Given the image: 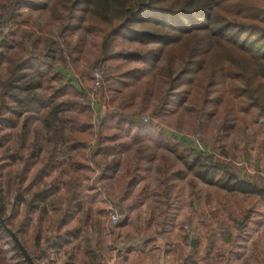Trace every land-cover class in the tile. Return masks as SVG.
<instances>
[{
  "label": "trees",
  "instance_id": "16d2710c",
  "mask_svg": "<svg viewBox=\"0 0 264 264\" xmlns=\"http://www.w3.org/2000/svg\"><path fill=\"white\" fill-rule=\"evenodd\" d=\"M22 8H45L64 22L63 42L68 36L65 32L80 28L98 38L101 49L98 59L89 66L90 71L102 67L103 80L112 87L117 81L133 86L145 102L153 99L154 115L170 110L171 100L187 98L193 110L218 115L226 128H264V0H0V46L10 38L8 32L2 33V28L17 22L16 14ZM120 41L127 46L120 47ZM112 43L119 47L117 51L110 52ZM50 44L47 39V53L52 51ZM4 60L1 52L0 64ZM34 60V56L20 58L8 68V76L0 78V125L12 120V113H24L25 126L32 114L43 107L41 115L47 129L45 156L38 161L36 143L27 147L21 143L12 150L0 136V218L34 261L29 241L36 245L39 242L40 224L49 208L47 227L54 232L51 245L57 250L70 245V259L76 262L90 251L88 247L83 248L84 252L77 249L81 230L89 233L93 207L87 200L101 196L91 186L85 197L84 181L91 178L90 162L99 170L97 179L105 184L106 194L114 198L120 212L114 226L121 231L127 226L129 210L146 192L147 164L154 160L155 151L161 147L180 158V140L173 135V140L163 142L162 133L150 131L152 125L143 122V116L134 118L117 109L99 115L94 129L82 115L90 110L88 101L83 104L72 99L59 100L68 90L87 97L68 84L60 85L47 99L24 91L38 85L30 76L26 78L27 71L41 75L47 64L46 59L37 64H33ZM51 82L46 85L54 90ZM99 89L101 93L103 85ZM134 97L130 96V100ZM50 103L52 111L46 109ZM4 110L9 111V117H3ZM73 111L79 115L68 114ZM53 112H64V135ZM194 153L201 162L194 169L196 174L222 179V184L237 178L226 164L211 156L203 157L201 151ZM156 174L154 192L162 199L161 216H165L180 190L172 179L184 176V172L173 169L169 154H161ZM241 182L249 183L245 179ZM253 188L264 193V188L256 183ZM131 193L134 202L127 203ZM250 211L251 208L242 214L243 220L249 219ZM129 246L124 247L126 252ZM140 248L141 264H153L148 241L141 243ZM257 255L241 264H258ZM183 264L191 263L185 260Z\"/></svg>",
  "mask_w": 264,
  "mask_h": 264
},
{
  "label": "rangeland",
  "instance_id": "374dc122",
  "mask_svg": "<svg viewBox=\"0 0 264 264\" xmlns=\"http://www.w3.org/2000/svg\"><path fill=\"white\" fill-rule=\"evenodd\" d=\"M16 19L17 22L11 24L8 31L9 40L0 46V53L3 52L5 56L0 64V78L5 79L10 65L20 58L34 56L37 60L33 64L46 59L47 64L42 67L41 75L27 71L26 78L30 76L38 81V85L24 91L47 99L60 85H71L83 91L87 97L68 90L58 97L59 100L72 99L83 104L88 101L90 110L82 115L92 123L94 129L98 126L99 115L110 110H121L138 119L146 116V123L152 125L150 131L162 133L163 142L176 135L180 140L177 151L182 155L177 158L174 153L163 149L155 151L154 161L147 166L146 192L129 210L127 226L121 231L115 228L109 215L110 207L118 211L113 203L114 198L106 194L105 184L97 179L99 170L90 162L91 178L88 182L84 181L85 197H88L91 186L101 196L88 198L89 205L93 207L89 233L83 229L77 238V249L84 252L83 248L88 247L90 251L84 252L85 256L81 255L73 262L69 254L70 245L58 250L52 247L50 237L54 232L47 227V219L51 215L48 208L40 224L39 242L36 245L34 241H29L35 264H141L138 251L146 240L152 248L150 255L153 264H183L185 260L191 264H241L256 254L258 264H264V193L253 188L254 183L264 188V128L259 130L257 126L245 128L242 125L226 128L218 115L199 114L193 110L187 98L171 100L168 104L170 110L154 115L156 105L153 99L145 102L133 86L115 81L112 87L104 78L100 83L103 89L99 93L101 85L94 88L93 71L89 67L100 53L101 41L98 38L87 35L80 28L65 32L68 36L63 42L61 34L64 32V22L45 8H22L18 10ZM47 39L52 43L48 57L45 56L49 54L45 45ZM119 45L122 48L127 46L124 41H120ZM118 49L115 43L111 44L110 52ZM95 69L103 70L102 67ZM49 80H52L54 90L47 87ZM135 95L130 100V96ZM50 105L46 109L52 111ZM42 110L43 107L33 113L25 126L24 113H12V120H4L0 125V136L4 137V142L12 150H17L21 143L25 147L36 143L39 146L36 152L38 161L45 156L44 144L47 140ZM63 113H54V117L63 126L64 135L67 127ZM68 114L77 116L79 112ZM9 116V111L4 110L3 117ZM195 151H201L203 157L211 156L226 164L237 178L222 184V179H209L196 174L194 169L201 162L195 158ZM161 153L170 155L175 171L184 172V176L172 179L180 190L177 201L168 208L165 216H161L162 199L154 192L158 183L156 162H159ZM64 157L68 158L66 151ZM115 171L118 173V170ZM242 179L249 183H242ZM131 202H134L133 193L127 198V203ZM249 208L250 217L243 220L242 214ZM20 213H24L23 207ZM132 241L134 244H130ZM126 245H130L128 252L124 248ZM14 246L12 238L2 227L0 264H26Z\"/></svg>",
  "mask_w": 264,
  "mask_h": 264
},
{
  "label": "built area",
  "instance_id": "2783aa9c",
  "mask_svg": "<svg viewBox=\"0 0 264 264\" xmlns=\"http://www.w3.org/2000/svg\"><path fill=\"white\" fill-rule=\"evenodd\" d=\"M10 27H11V25H7V26L3 27L2 33L8 32ZM102 78H103V71L101 69H95L93 71V78H92V83H93V86L95 89L100 87V85H101L100 83L102 81ZM142 121L147 122L148 118L143 116ZM109 215H110L112 223L115 224L119 219L118 211L115 208L110 207Z\"/></svg>",
  "mask_w": 264,
  "mask_h": 264
},
{
  "label": "water",
  "instance_id": "95a60500",
  "mask_svg": "<svg viewBox=\"0 0 264 264\" xmlns=\"http://www.w3.org/2000/svg\"><path fill=\"white\" fill-rule=\"evenodd\" d=\"M0 223L2 225V227L5 229V231L10 235V237L13 240L14 245L18 248V250L20 251L23 260L25 261L26 264H35L32 257L28 254V252L26 251V249L24 248V246L21 244L20 240L18 239L17 235L12 232L9 228L6 227V225L4 224V221L2 219H0Z\"/></svg>",
  "mask_w": 264,
  "mask_h": 264
},
{
  "label": "crops",
  "instance_id": "0c3cea01",
  "mask_svg": "<svg viewBox=\"0 0 264 264\" xmlns=\"http://www.w3.org/2000/svg\"><path fill=\"white\" fill-rule=\"evenodd\" d=\"M158 149L160 150V149H162V148L160 147V148H158ZM161 154H162V153H161ZM154 159H155V158H154ZM153 161H154V160H153ZM153 161H151L150 163H148L147 166H150V164H151ZM157 164H158V163L156 162V166H157ZM154 166H155V165H154ZM116 170H118V168H116ZM146 172L148 173V170H147V169H146Z\"/></svg>",
  "mask_w": 264,
  "mask_h": 264
}]
</instances>
